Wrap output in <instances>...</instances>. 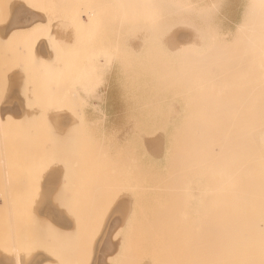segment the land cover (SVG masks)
I'll return each instance as SVG.
<instances>
[{"label": "rangeland", "instance_id": "obj_1", "mask_svg": "<svg viewBox=\"0 0 264 264\" xmlns=\"http://www.w3.org/2000/svg\"><path fill=\"white\" fill-rule=\"evenodd\" d=\"M190 1L209 13L207 21L191 15L192 28L158 11L146 17L126 0H14L29 15L17 10L25 27L0 43V103L16 91L25 109L20 121L5 113L0 122V260L183 262L194 205L188 144L178 136L192 87L180 81L200 44L196 29L225 57L210 76L244 114L235 120L264 106L248 27L239 28L247 0ZM106 242L113 249L104 261Z\"/></svg>", "mask_w": 264, "mask_h": 264}, {"label": "bare ground", "instance_id": "obj_2", "mask_svg": "<svg viewBox=\"0 0 264 264\" xmlns=\"http://www.w3.org/2000/svg\"><path fill=\"white\" fill-rule=\"evenodd\" d=\"M126 2L139 7L146 17L156 11L173 16L174 23L182 27H194L191 15L196 14L205 21L209 17L206 10H198L190 0ZM29 21L33 19L29 17ZM245 27H248L247 41L256 70L264 77V0H247V12L239 28ZM194 35L200 44L188 57L190 70L183 77L186 81H180L182 88L189 82L192 87L189 89L190 120L178 136L185 137L188 144L186 179L190 205H194L187 222L185 258L180 264H264V106H254L248 120H235L244 114H238L234 105L225 103L229 100L221 95L226 92L225 88L218 89V82L210 76L224 66L225 57L219 58V47L212 44L205 30L196 29ZM176 81L173 80L175 86ZM5 117L0 111V122H5L1 121ZM4 236L5 228L0 225V239ZM110 244L106 242L102 249L103 260H107L113 249ZM4 248L5 241L0 240V250ZM0 261V264L23 263L20 255L13 262L7 256Z\"/></svg>", "mask_w": 264, "mask_h": 264}, {"label": "crops", "instance_id": "obj_3", "mask_svg": "<svg viewBox=\"0 0 264 264\" xmlns=\"http://www.w3.org/2000/svg\"><path fill=\"white\" fill-rule=\"evenodd\" d=\"M17 13L27 17L29 11L24 7L16 8L14 0H2L0 3V43L1 45L7 44L15 33V27H25V23H16L15 16ZM27 12V14H26ZM17 24V25H16ZM2 60H4L2 58ZM25 109V102L16 91H10L5 98V101L0 103V111L5 114L13 116L14 119L20 121L21 115ZM5 111V112H4ZM2 115V114H1Z\"/></svg>", "mask_w": 264, "mask_h": 264}]
</instances>
